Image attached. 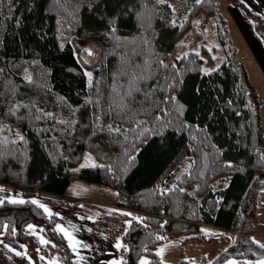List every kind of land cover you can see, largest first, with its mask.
I'll return each mask as SVG.
<instances>
[{
    "label": "trees",
    "instance_id": "1",
    "mask_svg": "<svg viewBox=\"0 0 264 264\" xmlns=\"http://www.w3.org/2000/svg\"><path fill=\"white\" fill-rule=\"evenodd\" d=\"M226 1L241 9L264 42V17L241 0ZM64 3L0 0V184L26 195L39 191L63 197L68 196L73 180L113 189L114 204L135 213L116 252L117 259L123 257L121 264H140L142 256L148 258L147 264H163L156 251L159 243L177 237L209 241L211 236L202 230L208 226L230 233L227 248L214 257L182 258L175 264H225L232 257L236 264H255V250L264 251L250 236L254 233L255 194L264 192V126L259 113L264 98L257 96L242 63L233 57L217 0H200L199 4L195 0L174 4L167 0H81L75 13L73 0H67V10L61 6ZM143 3L148 8L141 32L142 21L135 13ZM129 4L134 9L126 7ZM73 14L75 21L71 20ZM113 14L119 16L117 35L129 41L138 33L152 39V48L147 50L153 53L150 71L145 69L148 75L141 86L144 92H154L160 108L164 107L163 96L174 92V105L184 106L180 119L187 120L188 126L168 127L163 132L156 128L144 134V128H154L151 118L160 108L149 109L148 123L137 124L143 118L135 115L137 104L144 105L143 92L136 95L131 114L109 110L112 73L123 67L120 54L124 51L123 47L113 51L114 42L104 36L106 19ZM209 19L217 21L219 46L224 52L218 67L203 72L202 59L194 51L164 64L174 67L155 66L195 22L204 25ZM88 42L100 47L98 58L90 65L80 56V46ZM133 59L142 61L143 52ZM84 65L91 67L92 77H86ZM25 68L35 82L23 79ZM170 75L179 83L170 90L160 87ZM45 83L46 88L41 86ZM13 86L16 96L12 103L34 100L37 108L53 115L43 116L36 108L23 106L10 115L7 101ZM152 99L150 96L149 101ZM16 133L24 139H16ZM94 140H100L110 152L97 148ZM87 153L95 164L80 166ZM129 156L134 159H127ZM165 188L169 191L164 192ZM28 222L49 241L40 249L42 255L73 264L72 250L57 229L54 214L28 198L15 203L0 198V234L6 243L26 248Z\"/></svg>",
    "mask_w": 264,
    "mask_h": 264
},
{
    "label": "crops",
    "instance_id": "2",
    "mask_svg": "<svg viewBox=\"0 0 264 264\" xmlns=\"http://www.w3.org/2000/svg\"><path fill=\"white\" fill-rule=\"evenodd\" d=\"M245 1L252 7L257 8L260 13L264 15V0ZM225 6L227 12L232 16L238 26L240 34L245 39L249 54L256 63L249 82L254 88L257 96L264 98V94L257 90V83L259 82H261L264 89L263 44L252 30L251 24L248 22L241 9L238 6L227 2ZM259 113L261 123L264 126V103L260 106ZM72 182L74 181H71L69 186H71ZM78 184L86 188L84 192L73 191V194L68 193V196L64 197L39 191H34L26 195L18 189L0 184V198L9 199V197H11L18 202L28 198L32 202L34 200H38L40 204H46L51 210L46 212L54 214L57 217L58 224L62 225L68 234L81 241L80 244H77L76 250L73 251L67 236L61 231L70 249L72 250L73 264H108L110 260L117 259L116 252L118 248L116 247V238L119 237L121 241V237L129 225L126 221H131V219L134 218L135 213L132 210L116 206L114 204V194L112 195L110 191H105L106 189L99 187H96L97 189H95V186L82 185V183ZM107 192H109V195L106 199L105 197L107 196ZM69 197L80 198L79 200L70 202ZM34 204L40 206V204ZM42 209L45 210L44 208ZM57 213H59V215H57ZM128 213H132V215L130 216ZM29 224H34L31 222L25 224V231L29 235L26 248L32 246L30 249L15 248L6 243L4 241L3 234H0V264H50V260H56L45 257L41 254L40 249L45 246L46 243H40V238L43 237L46 241L47 239L42 235L36 226L34 228H28L27 226ZM204 229H208L209 231H204ZM204 229L202 230L211 236L209 241L204 242L209 243L216 239L219 242V249H212L211 252H208L207 248L203 247V250H197L199 252L186 254L187 250L184 248L186 245L198 248L202 247L203 245L201 244L204 242L182 241V239L177 237L168 241L171 242L172 247L167 250L159 247L161 243L157 245L156 249L160 250L159 252L157 251V253L161 262L163 264H175L179 259L185 257H198L201 255L214 257L222 249V244L224 242L229 244L231 241V235L228 231L211 226ZM261 231H264V227ZM73 243H75V240ZM84 244H88L91 247L86 248L83 246ZM13 248L16 249L15 252L12 251ZM18 252H26L27 256H20L17 254ZM28 257H31L32 259L29 260ZM59 264H61L60 261Z\"/></svg>",
    "mask_w": 264,
    "mask_h": 264
},
{
    "label": "snow or ice",
    "instance_id": "3",
    "mask_svg": "<svg viewBox=\"0 0 264 264\" xmlns=\"http://www.w3.org/2000/svg\"><path fill=\"white\" fill-rule=\"evenodd\" d=\"M81 0H73V3L71 4V9L72 13H75L76 10L78 9L80 5ZM164 0H156V3H163ZM196 4L200 3V0H195ZM62 7H65L67 10V0H65V3L61 5ZM89 7H92V3L89 2L88 4ZM126 7L133 8L134 5L129 4ZM170 8H172V11L175 12L176 8L172 5H169ZM148 5L147 3H143L141 5V10L136 11V16L137 18L142 21L140 24V31L143 32L145 28V24L143 21L146 19L145 17V10H147ZM191 11V9H189ZM126 14V13H121V15ZM71 20L75 21L76 16L73 14L71 16ZM118 20L119 16L113 14L107 17L106 23H105V28L106 31L104 32L105 37H110L111 40L114 42L112 45V50L115 51L118 48L123 47L124 51L121 52L120 54V63L123 65V67L118 68L116 71L112 73V89L113 92L110 93V99L111 103L109 104V110L115 109L116 111H119L121 113L125 114H131L134 109L132 107L133 104H137L136 101V95L139 93L143 92L142 100L144 102L143 107H141L139 104H137L138 110L135 111V115L137 117H143L142 119H137L136 123L137 124H145L148 123V110L149 109H154V108H160V104L156 102L155 94L154 92L149 89L147 92H144V89L141 86V81L147 78L148 73L145 72V69H149L150 71V65H149V59L150 56L153 53L148 52L147 50L152 48V39L150 37L146 36H141L139 33L137 34V38H133L131 41L128 40V38L119 36L117 35L118 32ZM171 23L175 24L176 22L173 20ZM69 27H71V23L69 24ZM137 40L139 41V44H137ZM131 43L133 46L129 48L128 44ZM146 46L145 48H141L140 46ZM60 47H63V44L60 45ZM85 52L91 56L93 54V47H87L84 49ZM143 52L144 54V59L140 62H135L133 57L141 54ZM179 59V57H177ZM91 62V61H89ZM33 64H36L37 61L33 60ZM97 63H100V60L97 61ZM164 65V61L162 59H157L156 65ZM166 68L167 67H174V65H164ZM218 67V66H217ZM0 71H3L0 69ZM202 71H207L211 72L213 71L212 68H207V69H202ZM86 76L92 77L93 73L88 71L85 73ZM121 76L126 77V79H120ZM23 79L28 82H35L33 79V75L28 72V69L25 68L23 72ZM92 81L89 80V84H91ZM100 81H97V84H99ZM179 81L176 79L174 75H170L167 80L164 81L160 87L166 88V89H171L175 87ZM42 87L46 88L47 85L42 84ZM7 87V86H6ZM153 88L157 87L156 85L152 86ZM9 92H11V96L8 97L7 103L9 104V107L7 109L8 113L14 114L19 108L27 107V108H36V111L39 113H42L43 116H52V112H46L43 108H37L35 101L30 100L28 104H25L24 101L17 100L15 103H12L13 98L16 96V90L15 86L9 89ZM97 93L99 95V88H97ZM152 97L153 99L149 101V97ZM176 100V95L174 92L169 91L168 95L163 96V102H164V107L160 108V111H155L152 115V121H154V128L149 129V128H144L143 133L147 134L150 131H154L156 128L160 130V132H163L164 129L168 127H173V126H178L180 128H183L185 126H188V121L187 120H181L180 117L183 115V105H180L179 107H176L174 105V101ZM168 105H173L172 107H169ZM165 114V119H161V114ZM29 115H32L31 112H29ZM36 119H40V116H36ZM98 119V118H97ZM111 127V126H110ZM199 127V126H197ZM113 131L119 132V128H113ZM16 139L18 140H23L24 137L20 135L19 133H16ZM135 138V137H134ZM7 142V141H5ZM145 141L141 140V143H144ZM139 149H134V151H138ZM207 155V154H205ZM261 158L264 159V153H261ZM129 160H133L134 157H127ZM226 165L231 166L232 161H225L224 162ZM111 170V169H110ZM177 179H180V177H177ZM199 187V185L197 186ZM164 192L169 191V189L165 188L163 190ZM181 191H184L181 189ZM12 202H16L14 198L9 197ZM23 202V201H20ZM34 203L40 204L38 200H34ZM40 207L44 208L45 211H51L46 204H40ZM59 215V213H57ZM128 215H132V213H128ZM136 219H140V217H136ZM126 223H131V221H126ZM28 228H34L35 225L29 224L27 226ZM57 229L60 231L64 232L65 235L67 236V239L69 241L70 246L72 247L73 251L76 250L77 244H80L81 241L76 239L74 236L70 235L67 233L66 229L63 228L62 225L57 224L56 225ZM204 231H209L208 229H204ZM253 241L256 244H259L261 248H264V244H262L259 240H255V238H252ZM75 240V243L73 241ZM40 243H49V241H46L43 237L40 238ZM84 247L88 248L91 247L88 244H84ZM11 247V246H8ZM26 247V246H25ZM116 247L120 248L122 247L120 238H116ZM12 251H16V249H12ZM156 251H160L159 249H156ZM20 256H27L26 252H18L17 253ZM29 260H31V257H28ZM123 257L120 259H113L108 262V264H121V260ZM185 259H188L185 257ZM148 258L147 257H141L140 259V264H147ZM50 264H59L58 260H50ZM225 264H236V261H226ZM258 264H264V256L261 257L260 261Z\"/></svg>",
    "mask_w": 264,
    "mask_h": 264
},
{
    "label": "rangeland",
    "instance_id": "4",
    "mask_svg": "<svg viewBox=\"0 0 264 264\" xmlns=\"http://www.w3.org/2000/svg\"><path fill=\"white\" fill-rule=\"evenodd\" d=\"M167 1H169V3L171 4H174L181 0H167ZM241 1L244 2L246 6H248L252 10L262 15L257 8L252 7L245 0H241ZM226 2H227L226 0H217L218 11L225 18L226 28L228 31V35L231 39L230 42L232 44L233 57L242 63L244 70L249 75L248 79L250 80L251 79L250 76H252V71L254 67L256 66V63H255V60L249 54L245 39L240 34L238 26L236 25L232 16L226 10V6H225ZM262 16L264 17V15ZM197 20L198 18L195 21ZM216 22L217 21L215 19H209L204 25H200L195 22L189 30H187L183 35L180 36L176 45L169 52L168 56L163 59L164 64L169 61H174L175 58L179 57L180 55L186 52L194 51V52H197L199 57L202 59L201 70L207 69V68H212V69L216 68L222 62L223 56H224V52L222 48L219 46V37L217 33ZM248 22L251 24L249 20ZM260 41L263 44V48H264V42H262V40ZM87 47H93V54L91 56H89V54L84 51V49ZM80 48H81L80 56L83 59V61L88 65H90V63H93L98 58V55L100 54V47L95 42H88L84 45H81ZM88 71L92 72L91 67L84 65V72L86 73ZM203 72H207V71H203ZM86 77L90 78L88 76ZM257 87H258L257 90L260 93L264 94V89L261 85V82L257 83ZM100 140L103 141V138H100ZM100 140H94L95 141L94 143L97 144L96 145L97 148H99L102 151H106L107 148L103 145L102 142H99ZM107 152H110V151L107 150ZM94 164H95V160L92 158L90 153H87L85 157H83V159L79 162L80 166H91ZM73 181L74 182H72L71 186H68L67 188V193L69 194L70 193L73 194V191L84 192L86 188L82 187L78 183H82V185L84 184V185L95 186V189H97L96 187L103 188V189H106L105 191H110L112 195L114 194V190L108 187L99 186L97 184L87 183V182L80 181V180H73ZM108 195H109V192H107V196L105 197L106 199L108 198ZM255 197H256L255 202H256L257 207L255 210V214L251 218L252 220L251 229L254 232L253 234H255L254 236H256L258 240H262L264 242V231H261L262 228L264 227L263 226L264 192L263 191L256 192ZM75 198L69 197L70 202L79 200L80 197H75ZM201 245L203 246L198 247V248H193V247L186 245V247H184L187 250L186 254H189V253L193 254L192 252H199L197 250H203L202 249L203 247L207 248L208 252H211L212 249H216V248L219 249V242L216 239L213 242H209V243L204 242ZM227 246H228V243L224 242L222 244V249L217 254L225 250ZM159 247L167 250L172 247V244L171 242L164 241V242H161ZM255 253H256V256L253 258V260L255 264H258L261 257L264 256V251L257 249L255 250ZM142 257H145V256H142ZM228 259L229 261H232V260L236 261L235 257L228 258Z\"/></svg>",
    "mask_w": 264,
    "mask_h": 264
},
{
    "label": "water",
    "instance_id": "5",
    "mask_svg": "<svg viewBox=\"0 0 264 264\" xmlns=\"http://www.w3.org/2000/svg\"><path fill=\"white\" fill-rule=\"evenodd\" d=\"M251 237H254L253 235H250Z\"/></svg>",
    "mask_w": 264,
    "mask_h": 264
}]
</instances>
